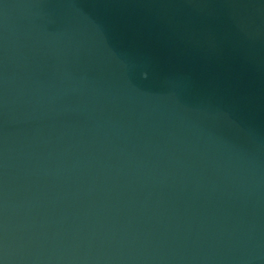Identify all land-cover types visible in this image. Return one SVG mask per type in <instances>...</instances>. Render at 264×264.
<instances>
[{"label": "water", "instance_id": "water-1", "mask_svg": "<svg viewBox=\"0 0 264 264\" xmlns=\"http://www.w3.org/2000/svg\"><path fill=\"white\" fill-rule=\"evenodd\" d=\"M0 264H264V0H0Z\"/></svg>", "mask_w": 264, "mask_h": 264}]
</instances>
